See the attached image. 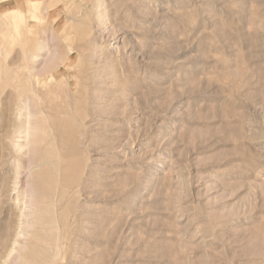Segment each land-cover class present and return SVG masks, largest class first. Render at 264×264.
<instances>
[{"label":"rangeland","instance_id":"1","mask_svg":"<svg viewBox=\"0 0 264 264\" xmlns=\"http://www.w3.org/2000/svg\"><path fill=\"white\" fill-rule=\"evenodd\" d=\"M0 88V264H264V0H0Z\"/></svg>","mask_w":264,"mask_h":264},{"label":"bare ground","instance_id":"2","mask_svg":"<svg viewBox=\"0 0 264 264\" xmlns=\"http://www.w3.org/2000/svg\"><path fill=\"white\" fill-rule=\"evenodd\" d=\"M35 9L37 8V7H34ZM18 9V8H17ZM30 17H29V20H32L33 21V18H34V14H35V12H30ZM23 20V19H22ZM36 21V20H35ZM30 24V23H29ZM31 27V26H30ZM43 31V30H42ZM60 31V30H59ZM45 34V33H44ZM27 42V41H26ZM42 42V41H41ZM30 46V45H29ZM35 46V45H34ZM42 47H39L38 46V49H41ZM41 52V51H40ZM39 53V52H38ZM51 53V52H50ZM49 53V54H50ZM52 54V53H51ZM56 54V53H55ZM56 56V55H55ZM51 57H52V55H51ZM59 57H61V56H59ZM58 57V59H57V57L55 58L56 59V61L57 60H59L60 58ZM63 57V56H62ZM63 59V58H62ZM38 60V59H37ZM50 60V59H49ZM64 60V59H63ZM42 61H44V63H45V60H42ZM41 61V62H42ZM56 61H54V62H56ZM59 62V61H58ZM60 62H61V60H60ZM53 64H55V63H53ZM61 65V64H60ZM49 67H51L50 65H48V70H49ZM53 67V66H52ZM56 67V66H55ZM52 69V68H51ZM53 69H55V68H53ZM50 71V70H49ZM41 73V72H40ZM49 74V73H48ZM52 75H54V73H50V76H52ZM59 75V74H58ZM49 76V75H48ZM40 80H41V78H40ZM17 83V86H16V88H15V96H16V98L15 99H17L16 100V106H17V108H18V110H20L21 108H22V100L25 98V97H27V99L30 97V95H24L23 96V94H22V85H23V82H22V80L20 79H18L17 81H16ZM46 82V81H45ZM1 90H2V88H0V92H1ZM32 98V97H31ZM35 98V97H34ZM34 98H33V100H34ZM31 100V99H30ZM29 100V101H30ZM35 101V100H34ZM24 104V103H23ZM25 105V104H24ZM29 105H30V103H29ZM28 105V106H29ZM23 108H25V107H23ZM30 108V110H31V106L29 107ZM5 109L6 110H9V104L8 103H6L5 104ZM4 109V110H5ZM3 110V111H4ZM31 111H33V110H31ZM31 111H30V113H31ZM6 112V111H5ZM15 113V112H14ZM16 114V113H15ZM21 114V113H20ZM1 115V114H0ZM18 116V115H17ZM14 117V116H13ZM19 117V116H18ZM18 120V119H17ZM14 121V120H13ZM31 122V121H30ZM3 123V122H2ZM33 123V122H32ZM12 125V124H11ZM24 126H23V124H22V121H19L18 123H17V125L15 126V128H14V132H21V128H23ZM10 135V134H9ZM29 149V148H28ZM2 151V150H1ZM29 151V150H28ZM3 153V152H2ZM29 154H30V152H28ZM28 154V155H29ZM27 155V156H28ZM29 160V159H28ZM26 164H28V162L26 163ZM17 166V165H16ZM28 166V165H27ZM19 172V171H18ZM26 184V183H25ZM27 185V184H26ZM28 193V192H27ZM28 196H29V194H27ZM27 196V197H28ZM29 198V197H28ZM27 200V199H26ZM29 201V200H28Z\"/></svg>","mask_w":264,"mask_h":264}]
</instances>
